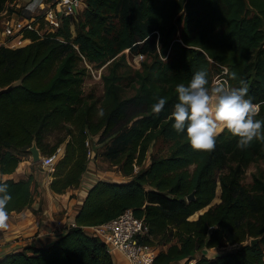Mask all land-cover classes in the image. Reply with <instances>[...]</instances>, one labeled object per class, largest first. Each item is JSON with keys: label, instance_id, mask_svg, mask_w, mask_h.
<instances>
[{"label": "trees", "instance_id": "1", "mask_svg": "<svg viewBox=\"0 0 264 264\" xmlns=\"http://www.w3.org/2000/svg\"><path fill=\"white\" fill-rule=\"evenodd\" d=\"M10 4L0 0V10H14ZM23 37L29 41L0 45V87L13 83L0 93V180L7 181L12 195L9 212L31 205L38 187L34 173L19 179L10 175L23 161L13 147L28 150L36 140L43 153L51 154L69 135L51 169V188L63 192L81 183L91 156L90 134L116 141L110 154L122 151L116 160L129 174L144 162L153 139L162 136L173 143L169 154L152 155L128 180L97 179L65 233L46 245L9 251L0 264H115L105 241L84 226L127 207L149 225L143 241L165 245L152 264L177 259H184L180 264H264V178L255 175L250 186L242 181L246 165L264 155V141L254 139L240 149L238 138L225 129L214 151H195L186 132L175 131L171 117L176 85H187L200 69L212 82L215 61L221 69L228 66L224 75L231 86L247 82L249 96L261 105L257 119H264V0H86L57 30L28 28ZM127 47L151 57L136 69L139 88L130 95L123 92L124 75L118 70ZM83 58L99 64L110 59L101 104L83 103ZM160 97L167 103L156 115L151 106ZM98 108L104 109L102 118ZM66 122L72 124L67 134L48 147L46 135ZM219 180L221 200L190 217L212 201ZM193 189L195 198L188 200ZM253 236H259L255 243ZM234 242L241 244L195 256L205 246Z\"/></svg>", "mask_w": 264, "mask_h": 264}, {"label": "clouds", "instance_id": "2", "mask_svg": "<svg viewBox=\"0 0 264 264\" xmlns=\"http://www.w3.org/2000/svg\"><path fill=\"white\" fill-rule=\"evenodd\" d=\"M41 0H31L26 11H35ZM235 79V73H231ZM239 87H233L227 79L210 82L208 73L196 71L190 82L179 83L175 87L178 94L171 117L177 133H185L195 151L212 152L216 148L218 136L226 129L238 138L237 147L244 149L254 139L264 141V119H257L261 105L249 96V86L243 79ZM166 98L160 97L151 106L152 112L159 115L165 108ZM97 115H105L103 108ZM44 155V154H43ZM91 157V156H90ZM6 180H0V230L8 228L10 219L8 205L12 195Z\"/></svg>", "mask_w": 264, "mask_h": 264}, {"label": "rangeland", "instance_id": "3", "mask_svg": "<svg viewBox=\"0 0 264 264\" xmlns=\"http://www.w3.org/2000/svg\"><path fill=\"white\" fill-rule=\"evenodd\" d=\"M23 1L26 2L28 0H23ZM9 6L12 7L13 5L10 4ZM76 24H77V21H75V19H74L73 20V27L74 26L76 27ZM27 41H29V40L27 39V40H25V42H22V43H26ZM122 54H125V55H123V57H121V61H120L121 65L119 66L118 70L120 73H122L124 75V78L122 79L123 92L126 95H130V94L135 93L139 88L138 87V85H139L138 80L135 79V77H133L134 75H136V77H137V74L135 73L136 69L137 68L143 69V63L145 61L150 60L151 57L146 54L140 58V56H141L140 53H137V54L133 53L129 47H127L123 52H121L120 55H122ZM141 54H143V53H141ZM109 61H110V59L107 60L106 62L102 63V64H99L96 62H90L86 58H83L80 60V66H85V68H86V73H85L84 79L82 81L83 95L85 97L84 102H83L84 104L90 103V102H92V100H96L98 104H101L105 100V98H106L105 97V82H104L103 75H104V73L109 72V65H110ZM211 68L213 71L212 82L217 80V79H221V74H219L221 71L220 65L218 63H216L215 61H213L211 64ZM70 126H72V124L70 122H66V124L60 126L59 128L50 131L46 135L47 146L50 147L52 144L55 143V141H57L59 138L66 135L68 128ZM68 136L60 143L58 148L62 145H64V147H66V142H67ZM89 137H90V145L93 148V153L89 159L88 164L90 163L93 165V167H92L93 171H94V169L97 170V173H98L97 175L101 176L102 178H109V179H113V180H116V179L117 180H128V179H130L140 169H142L143 167H146L149 164V162L152 158V155H154V154H159V155L169 154L171 152V146L173 143V140L165 139L162 136H159V137L153 139L150 142V145H149V148L147 150V155H146L144 162H142L141 164L137 163L135 165L134 172L132 174L131 173L129 174V173H125L121 169V162H117V160H116V157H119L120 153L122 154V151H117L113 155L110 154V151L112 149H114V147L116 145L115 140H113L111 137L104 139V140H99V134H90ZM13 149L20 153L23 161H25L29 158L33 159L32 155H29V153L31 154V151L29 150V148H28V150H25V149H21L18 147H13ZM41 153H42V155L45 154L42 151H41ZM40 161L41 160H38L35 163L40 164ZM229 165H227V167H225L223 170L228 169ZM44 166L46 167L48 165L45 164ZM255 175H260L264 178V155L250 161L246 165L243 176H242L243 183L250 186L254 180ZM220 200H221V183L219 180L217 188H216V195L214 196V198L212 199L210 204L211 205L216 204ZM200 211L201 210L198 209L190 217H197L198 213ZM240 244H241V242H234V243H227L225 245L212 246V247H209L207 252H204L202 249H199L195 253V256L198 257V256H201L203 254H206L208 256H212V255L217 254L218 252H222V251L227 250V249H232V248L238 247ZM153 246L156 248V250H158L159 248H161L165 245L158 242Z\"/></svg>", "mask_w": 264, "mask_h": 264}, {"label": "crops", "instance_id": "4", "mask_svg": "<svg viewBox=\"0 0 264 264\" xmlns=\"http://www.w3.org/2000/svg\"><path fill=\"white\" fill-rule=\"evenodd\" d=\"M11 2L24 3L23 0H11ZM27 5L26 1L25 6H23L25 12H33L26 11ZM57 152V158L61 157L65 152L64 145L60 146ZM29 155L31 154L29 153ZM35 162L30 158L20 161L10 173L16 179L34 173L38 181V187L31 205L25 206L21 210L9 212V226L6 230H0V256L28 245L41 246L49 244L65 233L70 225L76 223V213L90 186L101 178L97 175V170L94 169L95 172L93 171V165L89 163L78 186H69L65 191L57 192L50 185L53 177L51 169L55 163L45 167V164L43 165L41 161L40 164ZM84 227L88 231L91 229L90 225ZM112 255L115 264H131L129 258L122 253L117 252ZM183 260H173L169 264H180Z\"/></svg>", "mask_w": 264, "mask_h": 264}, {"label": "built area", "instance_id": "5", "mask_svg": "<svg viewBox=\"0 0 264 264\" xmlns=\"http://www.w3.org/2000/svg\"><path fill=\"white\" fill-rule=\"evenodd\" d=\"M27 3H31V0ZM11 4L15 6L14 10L10 11L8 8L0 10V45L24 44L22 42L28 38H24L23 34L28 28L35 29L39 33L57 30L65 16H74L84 8L86 0H41L36 10L31 13H26L23 9L25 2L23 4L11 2ZM139 53L141 58L144 53ZM221 65L223 67L219 73L221 79L228 80L224 75L228 71V66ZM87 144L90 145L89 140ZM89 154L92 155L91 145ZM57 156L56 150L51 154L42 155L41 161L43 164L52 165L60 158ZM90 226L92 231L105 241L107 249L112 254L122 253L129 258L131 264L153 263L157 250L150 243L143 241V237L150 233L149 225L144 216L137 215L132 207H127L114 217ZM194 260H190V263Z\"/></svg>", "mask_w": 264, "mask_h": 264}, {"label": "water", "instance_id": "6", "mask_svg": "<svg viewBox=\"0 0 264 264\" xmlns=\"http://www.w3.org/2000/svg\"><path fill=\"white\" fill-rule=\"evenodd\" d=\"M12 86H13V83H10L9 85L4 86V87H0V93L3 92L4 90H9L10 88H12ZM28 148L31 151V155H32L33 160H35V161L41 160L42 153H41V149H40L39 145L37 144L36 140H34L33 143ZM221 190H222V186H221ZM193 198H195V189H193L192 191H190L187 194L188 200H191ZM209 206H211L210 203H209V205L207 204L204 207L200 208L201 211L198 213V215L201 212H204L207 208H209ZM258 239H259V236H253V237H251L250 242L255 243ZM208 249H209V247L205 246L203 248V251L207 252ZM233 249H235V248H233Z\"/></svg>", "mask_w": 264, "mask_h": 264}]
</instances>
